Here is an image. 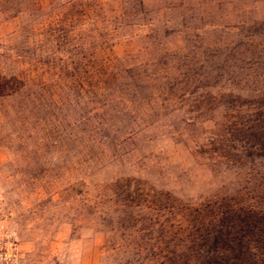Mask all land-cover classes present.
Masks as SVG:
<instances>
[{
	"label": "rangeland",
	"instance_id": "rangeland-1",
	"mask_svg": "<svg viewBox=\"0 0 264 264\" xmlns=\"http://www.w3.org/2000/svg\"><path fill=\"white\" fill-rule=\"evenodd\" d=\"M0 188L19 264H264V0H0Z\"/></svg>",
	"mask_w": 264,
	"mask_h": 264
},
{
	"label": "built area",
	"instance_id": "built-area-1",
	"mask_svg": "<svg viewBox=\"0 0 264 264\" xmlns=\"http://www.w3.org/2000/svg\"><path fill=\"white\" fill-rule=\"evenodd\" d=\"M13 214L0 188V264H19L21 244L14 226Z\"/></svg>",
	"mask_w": 264,
	"mask_h": 264
}]
</instances>
